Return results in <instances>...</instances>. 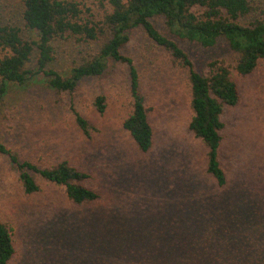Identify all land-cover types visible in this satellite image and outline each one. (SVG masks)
<instances>
[{
    "label": "rangeland",
    "instance_id": "1",
    "mask_svg": "<svg viewBox=\"0 0 264 264\" xmlns=\"http://www.w3.org/2000/svg\"><path fill=\"white\" fill-rule=\"evenodd\" d=\"M76 1L90 8L85 18H104L101 0ZM252 1L253 17L264 15V0ZM156 23L167 33L163 19ZM4 24L35 37L22 21V0H0ZM105 38L56 40L50 67L68 75ZM179 41L202 74H210L213 60L234 70L238 57L226 40L208 48ZM124 53L133 58L152 107L148 152L123 127L133 104L126 63L111 61L108 74L73 92L52 88L43 76L0 92V140L41 167L69 160L100 193L96 202L77 205L36 175L41 190L27 194L19 170L0 154V219L12 228L16 246L11 264H264V61L250 74L234 71L241 97L223 114L227 183L221 187L207 171V146L189 128L187 69L141 29ZM99 94L107 99L105 113L95 105ZM77 113L88 119L90 135L78 126Z\"/></svg>",
    "mask_w": 264,
    "mask_h": 264
},
{
    "label": "trees",
    "instance_id": "2",
    "mask_svg": "<svg viewBox=\"0 0 264 264\" xmlns=\"http://www.w3.org/2000/svg\"><path fill=\"white\" fill-rule=\"evenodd\" d=\"M106 10L103 19L84 17L90 8L76 0H22V21L33 37H25L16 25H0V92L6 94L9 84L26 85L38 76L46 77L58 91H75L89 78L109 73L111 61L129 67V90L132 111L124 119L123 127L130 133L140 150L148 152L154 144V128L146 104L140 74L132 57L124 53L132 33L143 30L150 39L170 52L185 67L191 87L190 106L193 115L189 128L208 148L207 171L219 186H225L227 175L220 159L227 107L238 104L241 93L234 71L240 75L254 72L264 61V15L254 18L252 0H101ZM106 6H109L107 8ZM156 19H163L167 33ZM72 36L86 42L106 36L96 53L74 63L68 75L50 67L56 58L54 42ZM179 40L212 47L226 40L237 55L233 68L219 60L210 61V74L196 70L189 53ZM106 97L99 94L95 105L100 113L107 108ZM78 126L90 135V123L76 114ZM0 154L8 156L19 170V180L25 193L41 190L36 175L64 189L67 197L77 205L96 202L100 193L84 183L89 174L65 159L54 165L41 167L22 159L0 140ZM12 228L0 219V264H11L16 246Z\"/></svg>",
    "mask_w": 264,
    "mask_h": 264
}]
</instances>
